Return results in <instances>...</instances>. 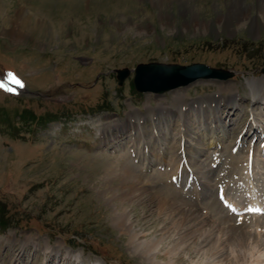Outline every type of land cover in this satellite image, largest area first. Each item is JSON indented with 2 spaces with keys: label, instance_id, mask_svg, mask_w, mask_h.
I'll use <instances>...</instances> for the list:
<instances>
[{
  "label": "rangeland",
  "instance_id": "1",
  "mask_svg": "<svg viewBox=\"0 0 264 264\" xmlns=\"http://www.w3.org/2000/svg\"><path fill=\"white\" fill-rule=\"evenodd\" d=\"M191 1L0 0V80L15 90L0 88V264H168L171 259L162 254L175 244L182 257L177 264H225L235 255L232 243L219 240L228 231L227 220L222 224L217 219L221 225L213 229L209 217L193 238L182 240L187 231L175 232L171 225L164 229L168 213L157 216V206L132 202L128 190L118 189L119 169L129 164L143 180H153L151 191L167 187L163 180L154 182L159 166L140 172L139 155L131 157L142 136L151 140L156 127L166 124L159 123V112L141 123L129 120L138 109L146 115L152 106L220 100L222 113H230L231 130L244 128L252 114L264 119L263 1L245 0L249 16L230 17V28L222 19L230 14V0ZM148 62H199L234 73L226 80H198L162 94L142 93L134 86V69ZM121 68L131 69L122 85L117 78ZM250 82L257 85L259 103ZM235 96L237 110L226 101ZM178 112H171L167 125L170 139L179 129ZM251 133L244 134L240 150L244 154L254 147L245 166L247 187L235 199H245L250 191L257 198L243 200L240 209L255 200L264 210V152ZM241 135L232 134L227 143ZM173 157L172 165L181 161ZM113 174L118 178L111 183ZM125 209L131 216L128 224L140 234L135 242L132 228L118 224ZM262 213L248 209L235 218L251 221ZM259 219L260 224L250 222L249 228L264 240V217ZM163 229L172 236L159 239ZM158 239V256L141 252L140 242ZM213 245L222 252L211 257ZM13 248L24 251L18 262L12 260ZM261 248L253 246L246 264H255L261 255L264 263Z\"/></svg>",
  "mask_w": 264,
  "mask_h": 264
},
{
  "label": "bare ground",
  "instance_id": "2",
  "mask_svg": "<svg viewBox=\"0 0 264 264\" xmlns=\"http://www.w3.org/2000/svg\"><path fill=\"white\" fill-rule=\"evenodd\" d=\"M180 1H184L186 4H192L191 0H178V2ZM262 1L263 8L259 15L262 18V21H264V0ZM245 2V0H230V14L222 18L224 25L228 28L232 27L230 17L238 20L249 16V8H247ZM251 25H253V29H256L258 26L255 22H251ZM249 85L251 89L250 92H252L251 94L257 103L260 100L259 93L257 92L258 89L255 90L257 85L254 86L255 83L253 82H250ZM237 97H230L226 101L235 107L238 105ZM221 105L222 101L220 100L206 104L203 101L201 102L197 100L190 104L176 103L172 106H162L160 109L151 105L152 107L147 108L146 115H144L140 109L132 112L131 116L128 117L129 120L135 119L138 123L145 120L147 116L153 118L156 112H159L162 116L159 119V123H161V125L163 122L166 123L165 125H162V129H158L156 127V131L153 135L151 134L152 136L150 135L151 140L149 139L147 141L146 137L144 136L143 138L142 136L141 140H139L140 146L137 148V153H134V156H130L135 159V157L137 158L139 155V159H137L138 163L136 164H138L140 172H149L150 170H154L152 169L154 166H159V169L157 168V170L154 171L156 172V176L154 175L153 179L157 178L154 182L160 183L163 180L165 182V186L167 187L166 189L160 190L152 188L153 191H151L150 188L153 180L150 179L152 182L147 179L143 180V178L136 173L138 172L136 166L129 164L121 165V168L119 169L121 171L120 174L123 181L121 180L120 183L118 182V189L122 191L128 190L131 193L130 200H132V202L139 204H145L148 202L149 205L153 204L157 206V216H164V214L168 213V217L166 219H169V222H167L168 224L165 225L164 229L171 225L175 226L174 228H176V230L173 229L175 232L187 231L182 240L193 238L195 236V232H199L201 230L200 226L207 222L209 217L212 219L210 228L213 229H216V227L219 228L221 225L220 223L223 224L225 223L224 221L227 220L229 222V224L227 223L229 233L228 231L224 232L219 240L223 243H232L233 248H235V255L227 259L225 264H246L250 258L249 254L251 255L253 251V246L258 248L262 247L261 249H263L264 240L261 237H255L261 235V233H253V231H251L252 229L249 228L250 225L248 220L243 218L242 221L238 222L236 221L237 219L235 220L233 218L234 213L230 214L225 211L226 209L224 208L225 206L222 205V201H228V197L231 195L234 196L235 190H238L239 187L242 186L241 181L244 178V172H247L245 170V166L249 160L252 161V158L254 157V147L247 149L244 154L242 152L240 153L245 141L244 134H250L252 131L250 136L255 138V142L258 139L260 140L258 150L260 152L264 151V119L261 118L263 119L261 120L257 118L260 116L252 114L251 119H248L244 128H240V131L239 127L231 130L230 126L232 125V119H229L230 113L229 115H224L220 109ZM239 108L240 107H235V110ZM172 111H179L178 113H180V116L178 132L172 139H170L171 136L169 137L167 134L170 127L167 125L171 122L170 117H172ZM168 113H171V116L167 118L165 115ZM226 120L229 122L227 123ZM250 121L252 124L251 127H249ZM106 128H110V126ZM241 132H243V135H241L238 140L234 139L232 142L227 143L228 137L232 136V134L238 136ZM141 145L143 147L147 146V151H145V149L142 151ZM168 154L180 157L181 161L172 165V162L175 161L172 160L174 157L172 156L170 160L167 156ZM257 159L259 158L257 157ZM183 163L185 164L186 169L184 168ZM165 166H167V168H165ZM250 167L252 168V166ZM180 172L182 174H180ZM205 173L206 175L208 173V178L210 180L206 178ZM117 176L118 175L114 174L113 176L109 175L111 183L116 180ZM203 208L205 209L204 213L202 211ZM121 214L122 217L118 224H120V227L123 229L132 228L129 232H132V237L134 239L133 242H135L136 239L140 238V234L135 231V228L132 225L128 224V222H131V216L127 213L126 209L123 213L121 212ZM217 219L220 223L219 221H216ZM230 220L233 221L230 222ZM261 221V219L257 218L253 219L251 222L257 225L260 224ZM168 232L169 230H165L163 232V237L159 239H168V236H172L171 234L167 235ZM210 236L211 233L207 235L206 239ZM262 237L264 238V234ZM159 239L157 241L152 240L148 243L140 242L139 244L142 246L141 252L147 255L156 254V256H158V252L156 250L162 242V240ZM202 242L204 243L206 240L203 238ZM222 242L221 245H223ZM178 245L179 244H175L173 248L162 254V256L171 259L168 264H177L178 262L181 263L179 260H181L182 257L178 258L177 256L180 253H178ZM13 250L12 260L14 262H18L23 256L24 251L23 249L14 248ZM211 250L214 251V253H211V257H214L222 252V248H220V246L215 248L213 245L208 252ZM196 253L197 251L194 250L192 254ZM192 254L190 255L193 256ZM262 258V255L258 256L256 261H254L255 264H264L262 262Z\"/></svg>",
  "mask_w": 264,
  "mask_h": 264
},
{
  "label": "water",
  "instance_id": "3",
  "mask_svg": "<svg viewBox=\"0 0 264 264\" xmlns=\"http://www.w3.org/2000/svg\"><path fill=\"white\" fill-rule=\"evenodd\" d=\"M264 73V67L261 69ZM118 79L123 84L131 73L128 68L118 69ZM233 72L210 67L204 63L190 65L167 64L160 62L140 63L135 68L134 85L144 92L163 93L179 86L189 85L200 79H227Z\"/></svg>",
  "mask_w": 264,
  "mask_h": 264
},
{
  "label": "snow or ice",
  "instance_id": "4",
  "mask_svg": "<svg viewBox=\"0 0 264 264\" xmlns=\"http://www.w3.org/2000/svg\"><path fill=\"white\" fill-rule=\"evenodd\" d=\"M7 77L10 78V79H12L13 82H14L16 85H18L20 88H23V87H24L23 82H22L21 80L15 78V77L13 76L12 73H8V74H7ZM0 88H3V89H5L6 91H9V92H14V91H15V90L12 89V88H8V87H6V85H5V83H4L3 80H0Z\"/></svg>",
  "mask_w": 264,
  "mask_h": 264
}]
</instances>
